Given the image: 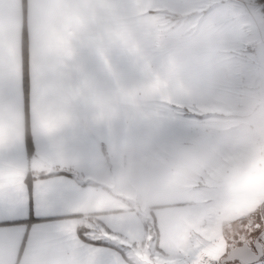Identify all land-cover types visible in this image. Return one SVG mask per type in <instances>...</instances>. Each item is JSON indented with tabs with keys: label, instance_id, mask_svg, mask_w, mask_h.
I'll list each match as a JSON object with an SVG mask.
<instances>
[{
	"label": "crops",
	"instance_id": "crops-1",
	"mask_svg": "<svg viewBox=\"0 0 264 264\" xmlns=\"http://www.w3.org/2000/svg\"><path fill=\"white\" fill-rule=\"evenodd\" d=\"M259 1L201 0L199 38L172 45L155 39L148 16L191 0H0V60L18 76L26 56L32 83L27 116L18 96L0 93V181L51 163V147L78 169L80 177L58 173L84 189L77 222L156 220L161 264H175L170 246L182 248L196 233L215 237L223 216L264 196ZM236 54L252 67L234 64ZM242 75L253 77L245 89ZM23 140V154H7ZM195 172L205 178L198 190L184 178ZM25 185L23 203L7 213L0 205V228L30 232L44 221L22 223L29 215L63 218L37 204L34 180ZM143 240V262L130 264H157L154 241L146 233ZM21 264H93V255L74 237L54 239Z\"/></svg>",
	"mask_w": 264,
	"mask_h": 264
},
{
	"label": "snow or ice",
	"instance_id": "snow-or-ice-1",
	"mask_svg": "<svg viewBox=\"0 0 264 264\" xmlns=\"http://www.w3.org/2000/svg\"><path fill=\"white\" fill-rule=\"evenodd\" d=\"M31 92L26 56L18 76L9 62L0 60V93L18 96L26 116L30 111ZM23 142L12 143L7 154H23ZM49 156L51 163L41 160L39 167L32 168L24 177L15 181H0V205L7 213L12 211L14 204L23 203L27 193L25 178L30 176L29 182L34 180L37 204L45 209L59 210L65 215L59 219L29 215L28 220L22 223L44 221L37 223L30 232L27 228L23 233L19 229L0 228V264H21L26 252L31 251L33 256H38L54 239L70 244L73 237L82 246L92 250L93 264H130L132 250L136 248L137 241H143L145 233L150 241H154L152 248L156 253L155 259L157 264H161L165 259L159 255L163 247L154 235L158 231V221L153 220L151 226L147 222L138 224L134 220L119 219L106 221L100 217L95 222L90 219L87 223L77 222L83 215L77 210V205L83 199L84 189L77 182L60 177L58 173L67 169L79 176L78 169L71 155L57 157L50 147ZM31 157L34 160L40 159L38 151ZM24 158L28 159L27 156ZM89 240L92 242L86 243ZM169 252L175 264H264V196L222 220L215 237L196 233L190 244L182 248L172 245Z\"/></svg>",
	"mask_w": 264,
	"mask_h": 264
},
{
	"label": "rangeland",
	"instance_id": "rangeland-1",
	"mask_svg": "<svg viewBox=\"0 0 264 264\" xmlns=\"http://www.w3.org/2000/svg\"><path fill=\"white\" fill-rule=\"evenodd\" d=\"M192 2L189 4V6L186 4L181 9L177 11L173 10H167V9H160L155 10L150 13L148 16L152 23L153 28V34L155 36V39H157L158 42L162 44H172V45H178V44H189L192 41L199 38L201 27H202V17H201V0H191ZM194 7V8H193ZM243 54V53H241ZM237 57L233 59L234 64H239L238 66H251L253 64L254 60H247L242 59L241 55L236 54ZM250 78V79H249ZM241 81L243 85V89H245L246 83H249V81L253 82V77L251 78L249 75H242ZM246 91V90H245ZM202 113H193L192 116L200 118ZM264 142V140H263ZM263 156H264V145H263ZM172 167V166H171ZM173 171V168L171 169ZM170 176L173 177L175 175V172H172ZM200 173V172H199ZM165 175H168L167 173ZM176 176V175H175ZM185 180L182 178L179 179V182H182V184L188 183L190 184L192 180L195 179L194 184L197 186L194 187L196 190L202 188L204 186L203 175L198 174L195 172V174H189L185 175ZM208 194H214L215 193V187L207 188ZM226 217L223 216L220 220H224ZM146 252V244L145 240L142 242H137L136 248L132 250L133 256L132 259L138 260L140 262H143L145 258ZM136 253H140V255H136ZM147 264H154L152 262V257L145 261ZM144 262V263H145ZM156 264V263H155Z\"/></svg>",
	"mask_w": 264,
	"mask_h": 264
},
{
	"label": "trees",
	"instance_id": "trees-1",
	"mask_svg": "<svg viewBox=\"0 0 264 264\" xmlns=\"http://www.w3.org/2000/svg\"><path fill=\"white\" fill-rule=\"evenodd\" d=\"M27 139H26V145H27V151L30 153V151H31V143H30V140H29V138H28V134H27ZM60 173H62V174H70V172H68V171H62V170H60L59 171V174ZM30 176L29 177H26V182H27V185H30Z\"/></svg>",
	"mask_w": 264,
	"mask_h": 264
},
{
	"label": "built area",
	"instance_id": "built-area-1",
	"mask_svg": "<svg viewBox=\"0 0 264 264\" xmlns=\"http://www.w3.org/2000/svg\"><path fill=\"white\" fill-rule=\"evenodd\" d=\"M259 5H261V6L264 7V0H260V1H259Z\"/></svg>",
	"mask_w": 264,
	"mask_h": 264
}]
</instances>
